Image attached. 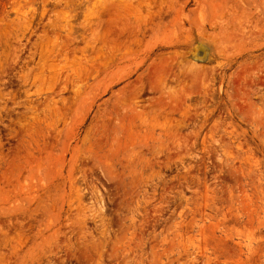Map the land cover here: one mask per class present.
Listing matches in <instances>:
<instances>
[{
	"label": "rangeland",
	"instance_id": "374dc122",
	"mask_svg": "<svg viewBox=\"0 0 264 264\" xmlns=\"http://www.w3.org/2000/svg\"><path fill=\"white\" fill-rule=\"evenodd\" d=\"M0 264H264V0H0Z\"/></svg>",
	"mask_w": 264,
	"mask_h": 264
}]
</instances>
